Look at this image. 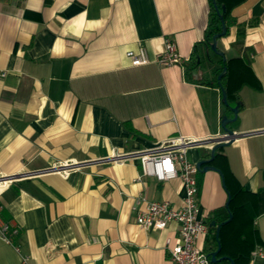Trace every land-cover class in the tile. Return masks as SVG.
<instances>
[{"label": "crops", "instance_id": "crops-1", "mask_svg": "<svg viewBox=\"0 0 264 264\" xmlns=\"http://www.w3.org/2000/svg\"><path fill=\"white\" fill-rule=\"evenodd\" d=\"M219 1L237 23L251 24L249 68L232 72L229 83L241 106L227 126L240 136L211 163L231 174L232 193L243 189L234 221L222 228L224 254L264 264L251 258L264 248V0ZM208 11V0H0V179L7 181L0 218L16 230L12 243L0 238V264H168L167 239L175 242L179 224L142 229L135 200L180 208L181 181L140 176L132 157L107 159L177 136L199 142L187 149L191 163L209 155L210 139L223 134L221 116L233 114L219 87L186 74L196 44L194 79L219 66L200 44ZM166 37L187 62L154 61ZM235 38L231 27L217 41L226 60L237 56ZM140 47L151 61L131 65L126 53ZM65 164L71 170L63 176L57 168ZM196 179L199 215L208 228L215 221L198 240L204 248L229 193L217 171Z\"/></svg>", "mask_w": 264, "mask_h": 264}, {"label": "built area", "instance_id": "built-area-1", "mask_svg": "<svg viewBox=\"0 0 264 264\" xmlns=\"http://www.w3.org/2000/svg\"><path fill=\"white\" fill-rule=\"evenodd\" d=\"M127 57L131 65L138 66L149 63L151 60L147 51L140 47L137 52L127 51ZM154 61L162 66L187 62L188 58L181 57L176 49V44L171 38H164L163 50L158 53ZM189 138L177 136L166 138L154 147L136 150L128 155L115 154L107 160L124 162L127 158L138 159L141 175L154 177L159 182H165L178 178L184 189L183 203L180 208H173L166 201L148 200L139 196L135 200L136 223L142 229L164 230L170 221L179 224L178 237L174 243L167 239L168 264H209L210 256L198 244L202 235L207 234L208 225L199 215L198 184L196 164L191 163L186 156L187 149L197 145ZM69 164L57 168L63 176L71 169ZM6 185L7 181H2ZM0 204V209H1ZM8 223L0 218V238L7 243H12L10 234H15ZM18 250V247L16 248ZM252 260L264 259V248L257 246L251 252ZM26 258L23 257V261Z\"/></svg>", "mask_w": 264, "mask_h": 264}, {"label": "trees", "instance_id": "trees-1", "mask_svg": "<svg viewBox=\"0 0 264 264\" xmlns=\"http://www.w3.org/2000/svg\"><path fill=\"white\" fill-rule=\"evenodd\" d=\"M208 3H209V11H208L207 26L204 31L203 40L200 42V44L204 46V49L207 53V57L210 59L209 52L211 51L210 47L212 43V37L214 34L220 31L221 22L216 12V9L213 5L212 0H208ZM216 5L219 11L221 12L223 16V20L225 22V26L227 29L225 36L228 34L231 27H236V38L231 43L230 46L231 48L235 50L237 56L229 58L225 62H222L221 58L219 57V60H218L219 66L212 71V74L209 78L199 77V78L194 79L192 77V73L195 69H198L200 67V63H197V59H200V58H199V52L197 49L198 44H196L193 47V50L191 52V56L189 58L190 66L188 67L186 74L189 77L188 79L193 80L194 82H197L199 84H203L206 86H212V87H219L218 82H217V77L219 73L222 71V68L225 66L226 73L221 78V84L226 91V98H227L228 105L225 107L227 111H230V107H233L236 104H239V107L241 106L240 99L237 93V89L230 88L229 83H230V76L232 72H236L238 70L242 71L244 69L249 68L248 67L249 52H248L247 47L244 46V35H245L247 26H250L251 24L250 23H237L236 19L231 15L230 5L222 3L219 0H216ZM222 6L224 7L223 9H222ZM217 157H218V154L217 152H215V157L212 163L217 159ZM221 172L223 175L225 186L230 195V201H229L228 208L225 209L227 214L224 216L223 221H226L229 218V213H231L232 217L227 223H224L220 227L217 239L215 237V233L213 235H209L206 238V246L203 248V250L210 256V253L217 249L218 242H219L221 248L216 256L217 259L222 256H226L229 259H231L234 262V264H239V262H243V261L248 262L250 260L249 256H243V258L240 259L239 257H230L229 255L224 254L225 245H224V239L222 238V234H221L222 228L227 227L234 221L235 211H236V206H235L236 200L238 199L239 194L242 193L243 189H239V191L232 193L227 187V178L231 176V174L227 172L225 169H221ZM213 229H215V227L210 225L209 223L208 230L210 231ZM209 264H229V261L227 259H221L220 261L216 260L212 262L210 258Z\"/></svg>", "mask_w": 264, "mask_h": 264}, {"label": "water", "instance_id": "water-1", "mask_svg": "<svg viewBox=\"0 0 264 264\" xmlns=\"http://www.w3.org/2000/svg\"><path fill=\"white\" fill-rule=\"evenodd\" d=\"M213 2V5L216 9V12L219 16V19H220V22H221V28H220V31L216 34L213 35L212 37V43H211V51L219 56L222 60V62H225L226 61V57H225V54L223 51H221L218 47H217V41L219 38L225 36L226 34V26H225V22L223 20V16L221 14V12L219 11L217 5H216V0H212ZM224 7L222 6V9ZM207 59H209L207 57ZM197 63H200V59H197ZM226 73V67L224 66L222 68V71L219 73L218 77H217V82H218V86L220 88V91H221V101L222 103L224 104V106H227L228 103H227V98H226V91L225 89L223 88L222 84H221V78L224 76V74ZM194 75H197V69L194 71ZM238 104H236L235 106L233 107H230V110L233 114L232 117H229L228 115L224 114L221 116V119H220V126L223 130V134L217 136V137H214L213 139H210L211 141L209 143H212L213 146L211 147V150L209 152V155H207V157H201L200 160L197 161L196 163V167L198 169V171H208V170H214V171H217L220 176L223 178L222 176V172L217 168L215 167L214 165H212V161L214 160V157H215V152L218 148L220 147H223L224 145H227V144H230L232 143L237 137H239L240 135L236 134L234 131H232L230 128H228V124L232 121H235L236 118H237V113H238ZM247 134V133H246ZM229 201H230V195L228 194L227 195V201L225 203V207L228 208V205H229ZM232 215L231 213H229V218L226 220V221H223L221 222L217 227H216V233H215V237L216 239L218 238V233H219V229L220 227L224 224V223H227L230 219H231ZM212 226H215V221H211V224ZM220 244L218 242V247L215 251L211 252L210 253V258H211V261L214 262L216 260L220 261L221 259H227L229 261V264H234V262L229 259L228 257L226 256H222L220 258L217 259V254L218 252L220 251Z\"/></svg>", "mask_w": 264, "mask_h": 264}, {"label": "rangeland", "instance_id": "rangeland-1", "mask_svg": "<svg viewBox=\"0 0 264 264\" xmlns=\"http://www.w3.org/2000/svg\"><path fill=\"white\" fill-rule=\"evenodd\" d=\"M209 55L213 59H219V56L215 55L212 51L209 52ZM208 63H209V61L206 58H204V60L202 58L201 66H203V68L207 67Z\"/></svg>", "mask_w": 264, "mask_h": 264}]
</instances>
